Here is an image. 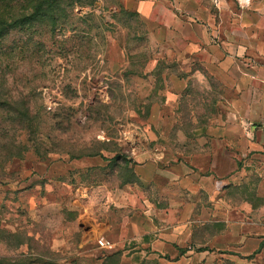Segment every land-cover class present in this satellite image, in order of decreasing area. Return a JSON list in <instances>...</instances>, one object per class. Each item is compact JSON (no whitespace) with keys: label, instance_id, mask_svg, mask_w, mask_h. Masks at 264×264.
<instances>
[{"label":"rangeland","instance_id":"rangeland-1","mask_svg":"<svg viewBox=\"0 0 264 264\" xmlns=\"http://www.w3.org/2000/svg\"><path fill=\"white\" fill-rule=\"evenodd\" d=\"M202 1L223 26L234 2L249 3ZM154 2L147 19L124 0H63L56 24L17 22L1 40L0 264H264V241L250 253L224 242L233 218L264 224V158L237 161L215 200L206 191L205 209L190 214L189 246L209 250L163 259L149 235L126 229L145 198L165 194L139 179V148L171 152L206 176L208 144L236 121L219 81L181 40L167 46L171 10L181 24L175 0Z\"/></svg>","mask_w":264,"mask_h":264},{"label":"crops","instance_id":"crops-1","mask_svg":"<svg viewBox=\"0 0 264 264\" xmlns=\"http://www.w3.org/2000/svg\"><path fill=\"white\" fill-rule=\"evenodd\" d=\"M124 3L144 18L151 19L154 13V0ZM175 7L181 24L175 26L173 17L179 16L171 10L162 27L167 46L175 47L180 40L184 43L180 51L229 92L224 104L236 118L225 125L229 131L226 139H212L208 144L211 159L206 176L171 152L139 148L134 153L139 179L165 194L163 202L158 196L145 198L126 229H140L142 236L149 235L147 247L160 258L182 261L191 252H205L189 243L190 214L205 209L206 191L215 200L217 182L232 168L235 171L237 161L264 158V0L234 2L233 19L224 26L219 12L202 0H175ZM189 79L176 77L174 81ZM233 179L238 180L237 174ZM227 241L246 253L255 251L264 241V224L233 218Z\"/></svg>","mask_w":264,"mask_h":264},{"label":"trees","instance_id":"trees-1","mask_svg":"<svg viewBox=\"0 0 264 264\" xmlns=\"http://www.w3.org/2000/svg\"><path fill=\"white\" fill-rule=\"evenodd\" d=\"M63 0H0V42L9 34V32L15 27L16 23L24 22L25 20H31L32 22H43L44 20L52 21L56 24V16L59 12H64V7L61 6ZM30 6H25V3ZM19 4V6H18ZM67 7L73 9V2L67 4ZM118 8H122L120 3L115 4ZM31 8V14L27 15L28 9ZM6 9L10 10V13H17L15 17L5 19ZM66 17V14H65ZM15 19L14 21H12ZM208 248H199V251H206ZM110 259V258H109Z\"/></svg>","mask_w":264,"mask_h":264},{"label":"built area","instance_id":"built-area-1","mask_svg":"<svg viewBox=\"0 0 264 264\" xmlns=\"http://www.w3.org/2000/svg\"><path fill=\"white\" fill-rule=\"evenodd\" d=\"M221 183H222L221 181L217 182V188H221L222 187ZM97 242H98V247H100L101 249H106L108 247L106 241L104 239H102V238L98 239Z\"/></svg>","mask_w":264,"mask_h":264}]
</instances>
